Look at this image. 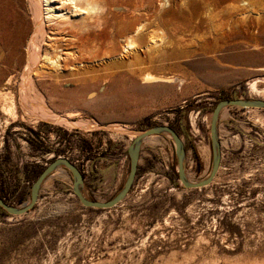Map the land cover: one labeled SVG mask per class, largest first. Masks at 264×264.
I'll return each instance as SVG.
<instances>
[{"label":"rangeland","instance_id":"rangeland-1","mask_svg":"<svg viewBox=\"0 0 264 264\" xmlns=\"http://www.w3.org/2000/svg\"><path fill=\"white\" fill-rule=\"evenodd\" d=\"M152 2V11H165L172 42L179 38L169 49L138 61L126 56L121 68L89 61L87 72L33 75L49 112L96 126L83 129L23 109L30 18L25 0H0V97L8 92L15 106V116L0 110V198L9 205L27 203L32 183L59 156L82 174L87 199H112L128 174L131 133L154 126L177 132L184 172L200 181L212 164L207 114L222 100L264 101V0ZM108 30L113 45L104 35L100 49L116 55L122 34ZM146 67L181 81L142 85L134 72ZM113 70L119 74L112 78ZM217 135L219 169L200 189L179 182L165 134L141 143L134 182L110 209L83 207L70 172H53L31 211L11 216L0 208V264H264V109L226 108Z\"/></svg>","mask_w":264,"mask_h":264},{"label":"bare ground","instance_id":"bare-ground-1","mask_svg":"<svg viewBox=\"0 0 264 264\" xmlns=\"http://www.w3.org/2000/svg\"><path fill=\"white\" fill-rule=\"evenodd\" d=\"M160 1L161 6H164L169 4L171 0ZM25 2L32 34L26 45L25 66L21 77L24 87L19 93V102L24 110L33 114V117L36 116L39 119L42 118L58 124L77 126L83 129L96 127L82 121L69 122L67 118L75 115L72 113H68L65 118H62L49 112V108L47 109L44 102H42L43 100L37 95V88L32 81V77L58 78L63 73L64 68L66 70L69 68L70 72H87L94 68L90 67L89 61H106V66L113 65L115 68H121L122 66H119V64L121 65L120 62L126 56L138 61L142 54L165 51L179 40L178 38L177 41L172 42L175 32L172 31L173 29L168 28L170 24L168 23V25L165 21L168 18L166 16L167 19H165L164 14L162 15L165 11L160 14L155 10H151L153 7L152 0H25ZM184 3L186 6V2ZM116 19H119V21H115ZM111 20H113L112 23ZM114 26L118 27L119 32L122 34L119 36L122 46L118 54L108 56L104 49H100V46L104 41V35L106 37L108 33L107 30ZM107 40L108 43L113 45L109 42V39ZM132 63H135V61L133 60ZM261 70L264 71V68ZM118 72L113 70L109 73V76L113 78L119 74ZM134 73L142 85L171 84L181 81L175 74L166 75L154 68H141ZM13 79V76H9L4 86H8ZM7 95L8 92L6 94L4 92L1 95L2 98L0 97L3 101L0 110L5 114L15 116L13 100ZM210 119L211 114L209 113L207 114L208 125ZM114 127V129H118L117 126ZM138 133L132 132L131 138L134 139ZM153 137L156 136L148 138L152 139ZM59 170L63 171L61 166L56 168L54 173ZM185 177L188 182H194L188 175L185 174ZM251 264H255V262Z\"/></svg>","mask_w":264,"mask_h":264},{"label":"water","instance_id":"water-1","mask_svg":"<svg viewBox=\"0 0 264 264\" xmlns=\"http://www.w3.org/2000/svg\"><path fill=\"white\" fill-rule=\"evenodd\" d=\"M258 108L264 109V101L261 100H242V99H228L219 101L211 112V120H210V141H211V150H212V164L211 169L208 175L196 182H188L185 177L184 172V160H185V148L184 144L177 134L175 130L168 126H154L142 131L134 137L127 148V155L129 159V169L126 179L118 193L108 201H97V200H89L87 199L83 192V176L80 171L75 167L68 158L59 156L52 160L50 163L46 165V167L40 172L35 181L32 183L30 187L29 193V201L22 205L21 207H13L0 198V208L3 209L7 214L11 216H21L29 211H31L39 197L40 188L43 182L50 176L56 168L61 166L62 168L67 169L73 178L72 189L73 193L80 202V204L85 208H93V209H110L121 202L126 195L128 194L138 169V160H139V147L141 143L150 136L157 135H168L171 137L174 144V152L177 163V177L181 185L186 189H198L201 187H205L209 185L213 178L215 177L220 164L221 152H220V144L217 135V122L219 118L220 112L224 108Z\"/></svg>","mask_w":264,"mask_h":264}]
</instances>
